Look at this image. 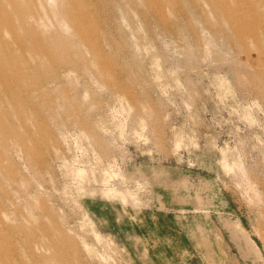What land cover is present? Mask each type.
<instances>
[{
    "label": "rangeland",
    "instance_id": "374dc122",
    "mask_svg": "<svg viewBox=\"0 0 264 264\" xmlns=\"http://www.w3.org/2000/svg\"><path fill=\"white\" fill-rule=\"evenodd\" d=\"M146 247L264 264V0H0V264Z\"/></svg>",
    "mask_w": 264,
    "mask_h": 264
},
{
    "label": "crops",
    "instance_id": "0c3cea01",
    "mask_svg": "<svg viewBox=\"0 0 264 264\" xmlns=\"http://www.w3.org/2000/svg\"><path fill=\"white\" fill-rule=\"evenodd\" d=\"M148 218H153V217H148ZM145 221L149 223L148 226H150V224H151V226H152V223H153L155 220H154V219H145ZM232 223H233L232 226H233L234 228H237V227H238V225H235L236 222H232ZM166 248H169V245H167ZM166 248H165V251H166L165 253L170 254V253H169L170 249H166ZM168 250H169V251H168ZM154 252H155V251L149 249V247H148V248L146 247V249H145V254H147V255H154V257H153V259H152L153 262H154V261H155V262L157 261V262H159V264H161L162 261H163V263L165 262L164 264H173V263H175V262H172L173 260H169V259H167V258H162V257H160V259H159V258L154 254ZM172 254H173V253H172ZM155 262H154L153 264H155Z\"/></svg>",
    "mask_w": 264,
    "mask_h": 264
}]
</instances>
